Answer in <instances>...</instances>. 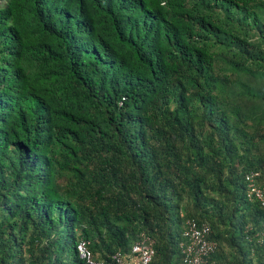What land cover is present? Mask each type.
Returning a JSON list of instances; mask_svg holds the SVG:
<instances>
[{"label": "trees", "instance_id": "1", "mask_svg": "<svg viewBox=\"0 0 264 264\" xmlns=\"http://www.w3.org/2000/svg\"><path fill=\"white\" fill-rule=\"evenodd\" d=\"M264 0H0V264H86L141 234L264 264Z\"/></svg>", "mask_w": 264, "mask_h": 264}, {"label": "built area", "instance_id": "2", "mask_svg": "<svg viewBox=\"0 0 264 264\" xmlns=\"http://www.w3.org/2000/svg\"><path fill=\"white\" fill-rule=\"evenodd\" d=\"M258 171L246 175L248 182V195L258 200L264 208V187L256 184ZM211 228L207 223H198L195 219H187L179 246L184 264H213L211 254L217 248V242L210 238ZM80 259L86 264H155V249L153 241L146 235L133 242L127 252H116L110 260L95 258L84 239L76 245Z\"/></svg>", "mask_w": 264, "mask_h": 264}]
</instances>
